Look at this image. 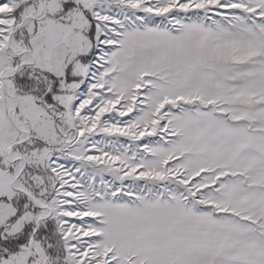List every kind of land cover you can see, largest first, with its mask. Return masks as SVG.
Masks as SVG:
<instances>
[{
    "label": "snow or ice",
    "instance_id": "snow-or-ice-1",
    "mask_svg": "<svg viewBox=\"0 0 264 264\" xmlns=\"http://www.w3.org/2000/svg\"><path fill=\"white\" fill-rule=\"evenodd\" d=\"M0 264H264V0H0Z\"/></svg>",
    "mask_w": 264,
    "mask_h": 264
},
{
    "label": "rangeland",
    "instance_id": "rangeland-1",
    "mask_svg": "<svg viewBox=\"0 0 264 264\" xmlns=\"http://www.w3.org/2000/svg\"><path fill=\"white\" fill-rule=\"evenodd\" d=\"M125 119H127V118H125Z\"/></svg>",
    "mask_w": 264,
    "mask_h": 264
}]
</instances>
